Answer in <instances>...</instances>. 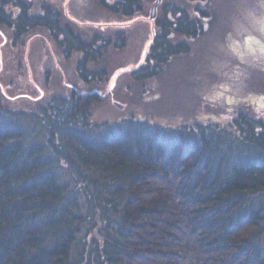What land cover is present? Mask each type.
<instances>
[{"label": "trees", "instance_id": "16d2710c", "mask_svg": "<svg viewBox=\"0 0 264 264\" xmlns=\"http://www.w3.org/2000/svg\"><path fill=\"white\" fill-rule=\"evenodd\" d=\"M96 2L130 18L147 14L150 0ZM214 4L155 2L148 52L128 73L139 86L136 106L155 108L143 88L159 79L166 91L168 72L197 55L205 29L208 39L218 24ZM247 21L235 49L208 56L215 67L196 85L189 118L94 121L108 97L106 59L126 34L78 29L49 0H0L12 54L38 36L71 66L52 81L53 67L39 63L41 79L30 86L21 57L15 70L25 79L13 89L45 92L30 101L15 99L12 78L0 79V264H264V114L256 111L264 109V37L248 39Z\"/></svg>", "mask_w": 264, "mask_h": 264}, {"label": "rangeland", "instance_id": "374dc122", "mask_svg": "<svg viewBox=\"0 0 264 264\" xmlns=\"http://www.w3.org/2000/svg\"><path fill=\"white\" fill-rule=\"evenodd\" d=\"M49 1L59 5L67 18H70L77 23L75 25L78 29L83 28L91 34L95 33L97 30L105 31L108 35H113L115 32L120 31H123L126 34L127 41L124 48L118 52L111 51L108 59H106L110 78L103 88L102 93L107 94L108 97L104 96V98H106L105 101L93 110L92 120L94 121L117 120L119 117L131 113L135 116H140L142 118L145 117L153 122L162 124L176 122V119L182 121L184 118H189L190 112L188 111V108L189 106L191 108L192 102L195 100L193 95L202 93V87L200 86V88H196V85L197 87L198 84L203 85V73L205 72L206 67H208V69H214L215 67L214 61L207 60L210 53L215 52L220 48L226 50L230 48L235 49L237 43L235 40L237 34L235 33V30L238 26H242L243 23L248 22L247 20H251L250 23L254 25L252 31L246 32L248 33L247 38L250 39L251 37L255 39L257 36L256 34L260 33L263 34L264 37V20L262 22L259 19L262 17L261 9L264 10V0H214L216 3L214 5L220 14L218 17V24L214 31L207 37L208 39H206L208 28L205 29V40H202L197 46L199 49L197 55L194 58H191L192 55H190L186 60L184 58L181 59L179 62H182L183 60H185V62L181 65L177 62V67L173 68L174 71L168 72V78L163 80L164 84L167 82V84H170L165 85L167 88L166 91H164L165 89L159 90L161 87V80L159 79L151 84V89L148 85L143 88L141 96L146 98L152 97L155 99L153 105H155V108L157 109L153 108L150 110L143 108L141 105L136 106L138 102L136 90L139 86L137 83L132 82L128 73L135 68L137 64L143 62L148 52V46L152 40L154 32V17L158 16L159 12L157 8L158 5L155 7V2L158 0H150V2L145 3L146 5L144 4L145 10L147 9V14L130 18H124L123 16H118L102 9L97 4L96 0ZM253 3L255 9L252 14V12H250V5ZM259 42L257 41V45H260L259 49L264 51V44ZM6 44V38L0 35V79L3 78L5 74L9 79H13L11 90H13V93H18L15 95V99H25L30 101L31 99H36L45 94L42 87L38 84V86L35 87L38 95L37 93L29 94L24 92L25 90L23 89L26 87H20V90H14L18 84L21 85L23 77L25 79V74L20 72L17 73L15 70L16 63H18L19 59L21 62V57L26 67V78L28 79V84L30 86H34V80L38 82V80L41 79V76L38 79V68L43 62L45 66L46 64L48 65V69H50V66L53 67L51 71L52 81H58L65 74V67L63 68V65L67 67V70H71L69 62L61 60L55 47L46 40L44 43L38 36L29 39L24 51H18L16 54H12ZM257 55L259 56L260 54ZM189 58H191V61ZM256 62L257 64H261L258 59H256ZM195 65L197 67H195ZM93 67L97 66L95 65ZM35 69L37 72H35ZM188 75H193L195 77V80H193L194 82H191L192 80L191 78L189 80V77L188 80L186 79V76ZM1 88L0 83V89ZM215 93L219 94L220 91L215 90ZM126 94L130 95L129 100L133 99V104L128 103V101L125 100ZM224 94H227V92ZM116 103L121 104V107H118ZM160 109L163 111L169 110L171 112L170 115H173V117L167 116L164 113L162 114ZM256 111L259 114H264V109L256 108Z\"/></svg>", "mask_w": 264, "mask_h": 264}, {"label": "water", "instance_id": "95a60500", "mask_svg": "<svg viewBox=\"0 0 264 264\" xmlns=\"http://www.w3.org/2000/svg\"><path fill=\"white\" fill-rule=\"evenodd\" d=\"M152 14H153V10H152ZM116 105H117L118 107H121V104H119V103H116Z\"/></svg>", "mask_w": 264, "mask_h": 264}]
</instances>
